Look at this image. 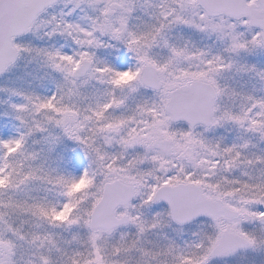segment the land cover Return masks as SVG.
Returning <instances> with one entry per match:
<instances>
[{"label":"snow or ice","instance_id":"snow-or-ice-1","mask_svg":"<svg viewBox=\"0 0 264 264\" xmlns=\"http://www.w3.org/2000/svg\"><path fill=\"white\" fill-rule=\"evenodd\" d=\"M25 55L53 86L0 89L19 98L0 132V264H264V95L221 83L264 84L249 62L264 0H0V76ZM220 128L238 135H207ZM37 134L67 161L38 163Z\"/></svg>","mask_w":264,"mask_h":264},{"label":"rangeland","instance_id":"rangeland-1","mask_svg":"<svg viewBox=\"0 0 264 264\" xmlns=\"http://www.w3.org/2000/svg\"><path fill=\"white\" fill-rule=\"evenodd\" d=\"M194 40H196L197 42L201 41V38L198 36H193L192 37ZM32 42L37 45V46H45L47 44H50L51 42L47 41V40H35L33 39ZM30 63L33 62L34 64H36L39 68V72L36 74L38 75L37 77H33V83L34 85L37 87H45L48 86V88H52V79L50 75H46V73H49L50 70L46 69L44 67H42L41 65V61L39 59L33 60L31 56L25 55L24 57H22L18 62L17 65L12 68L7 74L3 75V77L0 79V89H12L11 87H9V85L7 84L10 79L13 77V74H15L19 69L18 67L21 66V64L23 63ZM249 62H257L258 64H260L261 66H264V57H255V58H249ZM41 70V71H40ZM54 75V74H53ZM242 77H237L238 75L236 73H228L225 74V76L222 78L221 83L222 84H226L229 88H234L238 91H244V92H249L252 91V84H250V82H252L255 85V91L257 95H264V84H261V82L256 79L253 76L250 75H244L242 74ZM245 76V77H244ZM247 78H249L250 81H247ZM36 91H34L35 93H38V89H35ZM41 91V90H40ZM43 92H45L44 90H42ZM82 91H84L86 94H91L93 91L92 88H86L83 89ZM29 92V91H27ZM5 91H0V95L4 94ZM1 97V96H0ZM12 98V102H14V96H11ZM226 102H224L227 105H231L233 102L228 100L227 97H225ZM18 102V101H15ZM84 104H87L88 101H83ZM236 106L238 107L239 105V100H236ZM0 114H2L3 116V112H1L0 109ZM50 131L52 132V134H55V130L54 129H50ZM44 135H48L47 133H45ZM208 136H210L212 138H219L221 136L226 138V142L230 143L232 140H234L238 133L234 130V129H228V128H220V129H216L212 132H209L207 134ZM212 135V136H211ZM39 141V143H33V141ZM70 145L66 142L65 144L60 145L57 149L55 153L49 154L47 149H48V145L47 143H45L44 139L42 138L41 135L37 134L35 136H33L32 138L29 139L28 142V148L29 151H36L39 152L40 155V160L39 162H44L46 160L45 163V168H54L57 167L58 164V157L59 156H63L65 161H67L68 157L71 155V153L68 151ZM260 150H264V142H261L258 144V151ZM61 167H63V164L60 165ZM249 173L253 176H258L260 174V170L259 169H248ZM39 189V190H37ZM25 192H27L29 195L32 196H40V195H44L43 192V186L42 185H32L30 186V190L26 189ZM7 196H13V198H24V193H8L5 198H7ZM17 220V223L19 222V220L17 218H14ZM195 225L190 226L189 228L186 229V231H191L195 229ZM26 229L30 228V223L28 225H25ZM168 232L169 235H172L171 230H166ZM63 238L64 239H71V234L70 233H63ZM149 240H151L154 244H163V234H152L148 237ZM151 246V245H149ZM65 247L69 248V251H71V247L73 246H68L65 245ZM253 259H256L257 261H259L260 259H262L261 257H254L253 254L249 253L246 254L245 258H241V257H236L233 258L232 260H230L228 262V264H250V261H252Z\"/></svg>","mask_w":264,"mask_h":264},{"label":"trees","instance_id":"trees-1","mask_svg":"<svg viewBox=\"0 0 264 264\" xmlns=\"http://www.w3.org/2000/svg\"><path fill=\"white\" fill-rule=\"evenodd\" d=\"M18 69L19 70L15 74H13V77L7 83L9 87H11L12 89H21L26 92H34L37 88V90H41H38V94H48L50 89L48 88V86L37 87V85L35 86L33 83V77H37L38 75L36 74L39 72V68L36 64H34L33 62L23 63L18 67ZM42 90H44L45 92H43ZM0 96V109L1 112H3V116L2 114H0V132H3L4 134H14L16 128L18 127V122L14 119V115L7 103L9 100L12 102V98L10 96V93L7 91H5V93L1 94ZM15 101L19 102V98L14 97V102Z\"/></svg>","mask_w":264,"mask_h":264},{"label":"flooded vegetation","instance_id":"flooded-vegetation-1","mask_svg":"<svg viewBox=\"0 0 264 264\" xmlns=\"http://www.w3.org/2000/svg\"><path fill=\"white\" fill-rule=\"evenodd\" d=\"M137 23H140V21H137ZM239 75V77H242L243 75L242 74H238ZM245 77V76H244ZM90 92H92V91H90ZM224 102H226V101H224ZM212 136V135H211ZM210 137V136H209ZM211 138V137H210ZM212 138H213V136H212ZM251 151H254V152H258V146H257V148H254V149H251Z\"/></svg>","mask_w":264,"mask_h":264}]
</instances>
